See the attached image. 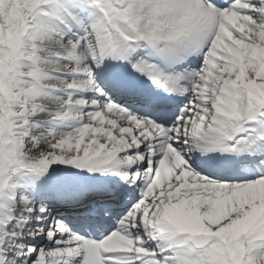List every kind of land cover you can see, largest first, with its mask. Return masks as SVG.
I'll list each match as a JSON object with an SVG mask.
<instances>
[{
    "label": "bare ground",
    "instance_id": "6f19581e",
    "mask_svg": "<svg viewBox=\"0 0 264 264\" xmlns=\"http://www.w3.org/2000/svg\"><path fill=\"white\" fill-rule=\"evenodd\" d=\"M58 1L60 0H47V2L43 4V9L38 15L40 17L48 16L50 12L49 9L53 11L54 5L52 3ZM116 1H118V3L124 1L129 4L128 6L131 8L132 19L137 20L139 25H143L142 22L146 20L150 21L151 16L145 15L152 11V7L154 5L157 7V10L155 9V11L158 14L159 19L158 27L156 28V34H151L150 39L151 42H156L162 36H164V38L170 39V41L166 42V44H173L171 51L167 47H164L165 52L162 51L165 60L170 59V56H173L174 58L178 57L180 54V45L182 42H184L183 39L179 37L174 38L172 36L173 32L171 31H174L175 28H170L167 25L165 27L163 26V21H165V23H173L176 19L180 20L179 27L182 28L186 42L206 36V40H208V42H212L216 47L228 48V51L232 50L233 54L231 53V55L233 57L231 58V56H225L223 58L224 62H222V66L224 67L222 71L228 68V72L219 77V81L216 83L218 88L213 93L206 94V97L204 98L200 96L202 93H204L203 88L206 79L213 77L212 75L209 76V63H206V68L200 70V74L197 76L195 74L197 79H202L203 81L199 82V86L193 85L189 88L188 92L190 93V97H192L191 101L188 102L187 109L183 110L184 116L177 123V127H179V130H177L179 133L178 137H180L182 134H184L183 128L185 126L188 127V125L192 122L193 117L196 116L200 109H202L207 110L206 115H204L202 119L199 120V122L196 121V123H192L199 126L198 129H193L197 138H210L211 131L221 128H223L222 131L224 132L226 130L225 126L230 124L234 117L232 110L235 109L236 105L241 103L239 93L245 88L247 89L252 87L250 83L246 82L247 80H244L245 83H243L245 88H238L237 86L233 85V82L237 80L238 77H246L247 75L239 63L242 64V60L249 59L255 61L258 65L257 69H250L251 73L247 75L246 79H253L256 81V83H261V78L264 77V0H249L248 2L253 3L254 6L257 4L259 7L256 8L253 6H241L240 14L230 11L228 8L222 9V12L220 11L221 9L217 8L206 9L205 12H199L200 14H203L204 17H206L199 21V28L209 27L207 32L200 31L198 34L194 33V29L189 20V18H191V14L195 9H197L194 0ZM70 3L74 7H78L80 5V2L77 0H71ZM17 5L23 6L22 4ZM58 7L59 5H57V8ZM57 8L54 9V11H57ZM148 9L149 12H146ZM20 16L25 18L27 13H24ZM60 17L66 19L69 26L75 24L74 19L72 17H66L65 13H62ZM248 17H250V19ZM222 20L225 21L224 24L221 23ZM106 21V28L113 27L114 24H111V22L114 23L116 18L106 19ZM209 22L213 23L210 24ZM81 26L83 29H85L86 33L90 37V44L77 42L71 37L72 35L65 32H60L56 38H54V36H47V33L43 32V29L40 27L38 22H35L33 26L30 25V38L28 37L26 39L27 43L24 46V52L30 53L26 56V64L23 65L24 70L27 71V78L25 77V79L21 81L22 86L20 94L27 91V94H25L24 97L33 101L34 105L32 109L27 110L23 107H20L19 99L10 103L9 105L6 104L10 108L21 113V115H19L18 119L14 121L13 124L17 133L16 136L19 140L15 143V145L19 150L24 146L31 149L29 151L31 158H28L26 163L27 166L31 165L33 167L34 164L38 162V160L44 155L40 146L39 137L43 134H47V132H51V134L55 135V142L53 145L56 148V151L49 153L51 155L50 159L52 162L73 166V164H77V161L70 159V157H75L77 159L81 157L83 160H89L90 165H96V176H89L91 179L96 181L97 178L100 179L117 176L124 180L126 179L124 177L126 172L120 176L118 175L119 172L116 169V174L107 173L105 171H109V166L119 163L120 157H125L128 163L134 164L133 160H138L140 155H137L135 151H141V148L138 144L142 143L146 139L144 135L145 133L142 131V125L130 120L125 115L117 113L115 109L108 105L103 99L100 98L94 103L92 101L89 102L88 99H86V97H91V99L93 98L91 93L87 92H89V89H93L95 85V81L92 78L94 71L92 67L89 66L90 59H95L96 56L97 65L99 67H107L108 69L102 73H111L112 71V74H114L115 68L119 64L124 65L125 62L124 59H119L122 55L120 52L109 51L106 50L108 48L104 47L105 52L103 51L101 53V45H99L96 54H92V51L90 50L91 44H93L95 48L98 47L99 24H97L96 27H93V25H90L88 22L86 24H82ZM243 26H245V28H242ZM48 28H53V31H56L61 28V24L55 23V25ZM229 29H231L233 32L243 35L246 40L241 39L239 34L236 36V38H234L229 32ZM130 30L132 31L133 29L131 28ZM143 31L145 32L146 29L143 28ZM37 32L38 34L43 32L46 36L37 38ZM62 38H64V40ZM36 40H39L40 46H37L38 44L35 43ZM234 47H239L237 53H234L236 49ZM3 50H5V48H0V59L6 58L7 54L9 55L8 51ZM243 51V54L238 55ZM30 60L33 61L32 67L26 68L25 66H29L28 61ZM69 60H72L73 62L77 60L76 72L73 71L70 73L69 69L71 70V68L65 66L66 63H69ZM219 60L220 58H217L216 62ZM39 67H41L43 72H46V74L49 75V78H47L49 81L48 84L43 82V76L41 74H37L38 82L32 83L29 81L30 78L28 77H31L32 80L33 77H36ZM231 69L233 70L234 74L231 73ZM96 71L95 73L98 75ZM67 73H70L71 75L73 74L75 79L72 83V86L67 89L66 93H68V95L72 98L79 97L84 105L87 104L88 106H96L95 108L98 110L95 112V118H89L90 116L84 112L87 109L91 110L89 109L90 107L86 108L84 111L78 108L80 113H78L77 116L84 112V115L87 114L85 119L78 120L76 118L77 116L72 117L71 113L77 109L72 101L65 105L68 117H62L63 113L61 111L56 113L57 107L55 105L56 103L54 102L56 99L55 96L65 92V88L61 86L59 79L60 77L63 78L64 75H67ZM117 74L121 73H116V75ZM182 75H184V73ZM0 79L4 80L5 77L1 75ZM55 81L57 83H55ZM108 82L112 85V89L116 88L113 86L115 83L113 80ZM29 85H32V87L29 88ZM40 87H45L47 91L42 97H40V95H42L43 90H40ZM251 92L252 94L255 92L259 93V97L257 98H262L264 96V88L261 86H253L251 88ZM82 94H84L85 97H82ZM209 97L213 98L211 99ZM250 99L252 104H255V101L251 97ZM259 115L261 116L262 120H264V114L260 113ZM92 120L96 122L95 125L92 124ZM52 121H57V127L54 126L53 130L50 131L46 130V124ZM76 123H80V126H77L73 129H66L68 130L67 132L63 130L65 129L63 128L64 126L66 127L70 125L72 128ZM258 124L259 122L257 120L249 121V119H244L242 123L244 126L242 128L250 131L253 130V128H256L255 126ZM75 139H77V141L73 142ZM71 146H75L74 149H71ZM132 149H136L134 150L133 154L131 152ZM194 149L195 148H190L185 151V154L191 165L210 163L208 161L205 162L202 159L207 158L205 155H203L201 159H197L196 157H198V153L193 152L192 150ZM19 150L18 154L21 153ZM237 151H239V149H237ZM237 151L234 153H237ZM38 156L40 157L38 158ZM63 157L65 160L61 161ZM114 157H116L115 161L113 160ZM237 159L238 161H243V163L246 164L249 162L248 156H242L233 159L232 162L236 161ZM212 162L222 169L228 164V160L223 159V157L212 160ZM206 169L207 168H203V171ZM56 170L57 172L52 174L53 179L45 178L51 173L45 177L44 174H24L21 176L23 178L20 177L17 180H11L12 183L18 182L22 185V187L15 189L12 185L7 186L4 196L0 198V231L2 232L0 234V264H22L26 260L27 255L31 254L28 251L29 249H27V247L24 245L23 247H19L9 243L10 241L19 240L17 239L18 235L16 233L28 230L25 228V226H27L26 222L21 223V218L17 217L18 214L21 215L20 211H22V209H19V203L27 204V209H31V206L35 205V202L33 201L37 196L35 188L39 189V187L38 185H35L34 181L32 180H36L37 182H41L42 180L45 182L49 180L54 187L61 188V185L64 184L63 182H60L62 181L60 173L63 171H59L58 168H56ZM200 179L204 178L200 176ZM31 181L33 182L32 185ZM93 184L95 186L98 185L102 187H108L114 184V180ZM164 184L166 194L165 192L161 191L156 202L157 205L162 203L161 208L165 207L171 211L179 209L180 207L179 210L182 213H185L186 211H193L191 213L193 214L192 218L194 217L196 219V223L200 224L199 228L195 229V232L196 230L205 231L202 236L206 240H209L211 234H216L214 230L216 229L215 226L218 224H220L222 228L221 233L218 234V236L227 233L229 229L245 237L247 236L245 233L250 234V236H252L251 243L257 252L254 255H249L248 252L246 253L248 254L246 255V264H264V256H260L264 255V233L262 234L259 232L260 229L259 225L257 224V217L260 215L259 224L261 227H264V186H262L264 182H257L255 185H253V187L249 186L245 189L239 188V186L236 185H225V188L223 189L219 185L215 184L219 187V190L200 188L194 191L187 189L188 187L185 184H181L178 187H174L176 183L167 184L164 181ZM94 185H87L86 182L80 181L75 187L77 189L72 194H70L69 197H79L81 193L77 191L80 190L87 191L85 193L87 194L90 189H94ZM63 187H70V185ZM17 190H19V192L22 194H19ZM132 192L134 195V190H132ZM90 193L91 196L104 198L106 202L110 201L114 204L118 203L120 205H123L126 202L125 200L128 199L121 200L123 194H121V196L117 194V197L114 193L103 192L102 197H98L97 195H99L100 192L93 191ZM18 194L20 196L24 195L22 201H18ZM255 194L259 195L254 196ZM58 196L59 194L56 195V198ZM97 198L94 199L92 197H88L86 200H80L78 202H76L77 198H75L71 200L72 205L69 206L58 205L55 199H51V202L58 210H53L50 212V209L47 210L46 208L47 211L42 214L48 216H55V212L58 214H62V212L68 214L74 209V204V206H77L83 205L84 203L87 204L83 206H89L87 210H94L95 207L93 208V204L91 202L93 200H96L98 205L103 206ZM147 199H149V197ZM182 199L186 200L182 201ZM166 200L169 201L166 202ZM248 202H251L250 206L247 204L241 208L242 204H246ZM131 203L132 200H129L126 205L130 206ZM154 204L155 203L151 200V204L148 206H152ZM146 207L140 209L138 204H131L129 210H131L133 214L131 215L127 213L128 216L125 218L124 223L119 226L117 234L114 235L113 240L111 241V247H106V250L110 252V258L107 261L108 264H159L160 257L157 254L158 251L161 250L163 241H166L165 238H167L163 235V232L171 238L172 234L169 232L167 224L163 223L162 221L155 222L154 219H156V216L145 215V211L147 209ZM11 215L16 217L9 220L8 218L11 217ZM221 215H224V217L220 222H217L216 217ZM57 218H59V216H57ZM253 218L255 221L251 224ZM7 221L9 222L8 224L6 223ZM56 221L59 220L57 219ZM42 224L43 222L40 220L37 222H28V225L35 228L38 233L41 232ZM245 225H251L249 233ZM33 228H29V231H32ZM49 230L51 233L55 234L59 232L58 229L55 230L53 227H49ZM137 233L139 237L140 235L142 236L141 239L136 238L132 242L130 241L131 239H125L126 236L132 238V236ZM179 233H190V235L187 237L188 241H192L196 238L194 231L189 228H187V230H181ZM173 238L174 245L172 247L170 245L166 247V251L171 253L170 249L172 248L175 249V254L178 255L176 249L180 247L181 249L185 250L186 243L184 240L177 241L182 238L184 239V237L180 235L173 234ZM55 241L56 240L49 241V244L51 245H47L45 249V255H47L46 264H54L55 262L57 264H81V258L83 255L82 252H80V249L75 245L73 239L68 238V240H65L64 244L62 243L52 246ZM55 247L56 249H52ZM199 252L201 251L195 250L194 255H197ZM20 256L22 260L19 262L17 259ZM153 256H155L154 262H151L149 258H152ZM177 257L179 258V256ZM165 258L169 260L167 264L179 263V259L178 262L173 261L170 255H165ZM38 262L39 264H42L41 260ZM88 262L93 264L92 259H88ZM31 264L35 263L31 262Z\"/></svg>",
    "mask_w": 264,
    "mask_h": 264
},
{
    "label": "rangeland",
    "instance_id": "374dc122",
    "mask_svg": "<svg viewBox=\"0 0 264 264\" xmlns=\"http://www.w3.org/2000/svg\"><path fill=\"white\" fill-rule=\"evenodd\" d=\"M45 2L46 0H0V48H5L3 51L9 52V55L6 58L0 59V76L2 75L5 77L4 80L0 79V191L2 190L5 182L10 178L8 175L11 176L14 174H21L22 172H25V170H29L31 173H39L47 170L48 168L51 169L54 167L50 162L51 155L49 153L56 151V148L53 145L55 142L54 137L50 135L41 136L40 146L44 154L43 157L36 162L37 164L34 165L33 168H31V165L27 166L26 162L28 158H31L30 152L25 151V147H21L19 150L15 145L18 138L16 137L17 134L13 124L21 113L8 106L10 103L16 101L18 96H23L27 93L26 91L20 94L21 81H23L26 76L23 65L26 64L25 59L27 58V55L23 54L27 53L24 52V46L27 43L26 39L28 37L30 38L29 35L31 32L29 27L36 21V18L34 17L35 12L37 9L41 8V4ZM17 4H22L23 6H18ZM127 8L130 9L131 12L130 6ZM24 13H27V19L26 17L22 18V16H20ZM126 15L123 13V16L129 19V21L131 19L132 22L130 13H126ZM42 22H44L43 24L45 26L46 20L42 19ZM134 22L138 24L136 20H134ZM158 22L159 21L156 19V16H154L153 19L142 22L143 25H138V27L141 30L145 28V32L152 34L153 32H156ZM76 65V63H72L69 66H71V68H76ZM243 66L246 69V74H250V66L247 63H244ZM246 77L237 79L238 85L245 83L243 80H247L246 82L248 83L254 81L246 79ZM67 78L69 77H65L64 80H67ZM64 80L62 83L63 85L66 83ZM71 85L72 84H67L64 86L65 88H69ZM55 98L54 102L62 106L63 101L61 99L59 101L57 95ZM61 98L67 100L66 95H61ZM92 116H95L94 110H92V114H90L89 118ZM91 122L93 125L96 124L94 120ZM77 126H80V123H77V125H74L71 129ZM75 141H77V139L73 142ZM74 147L75 146H71V149H74ZM18 150L21 153L18 154ZM30 150L31 149H29V151ZM39 157L40 156H38V158ZM161 191L164 190L162 189ZM184 200L186 199H182V201ZM167 201L169 200H166V202ZM161 206L162 203L157 207H154L157 215L160 213V216L166 217L167 221L170 220L169 222L171 224H178V226L184 230L189 227V229H192L195 232V229L197 228L194 227L195 223L192 221L194 219L191 218V214L189 215L185 212L182 216H179L180 211L178 209H175L173 212L167 214ZM221 230V227L216 226V229L214 230L216 234L213 233L212 235H214V237L211 239L209 238V240H206L201 236H197L198 238L194 240V244L202 245L206 250L203 252L202 257H187V260L189 261L188 264H214V260L217 258L224 260L225 264H237L240 261L243 262L245 258L244 251L247 245L246 237H239V235L234 234L235 231L229 229L227 233L221 235V242L216 236L221 233ZM216 244H219V246L216 247ZM182 262L183 264H186L185 260H182Z\"/></svg>",
    "mask_w": 264,
    "mask_h": 264
}]
</instances>
